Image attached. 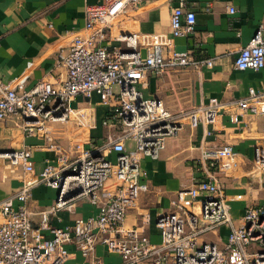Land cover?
Wrapping results in <instances>:
<instances>
[{"label": "built area", "instance_id": "2783aa9c", "mask_svg": "<svg viewBox=\"0 0 264 264\" xmlns=\"http://www.w3.org/2000/svg\"><path fill=\"white\" fill-rule=\"evenodd\" d=\"M157 1L87 4L83 27L66 32L71 40L58 54L60 72L32 84L28 68L16 78L0 79V122L15 121L19 132L8 139L10 149L1 151L0 159L24 176L20 189L0 201V264H65L73 255L68 245L88 264H103L96 255L98 246L119 257V264H264V196L260 204L246 203L235 225L230 204L246 198L227 192L223 181L264 177V85L250 86L245 95L231 100L209 97L191 112L179 114L169 112L161 99L145 97L148 71L159 74L169 66L195 63L187 51L174 49L173 40L191 34L196 22L184 0L171 8L169 35L135 31L125 21L128 12ZM213 62L207 59L205 65ZM263 67L260 24L237 51L233 68L257 72ZM93 96L106 109L100 124ZM78 98L85 99L86 106L78 105ZM255 118L261 119L262 132L250 139L251 150L244 156L236 141L248 133ZM185 120L192 128L201 125L205 137L222 131L229 141L201 149L198 178L171 199L172 210L155 215L159 241L151 242L139 227L125 225L127 212L137 209L140 195L148 190L140 160L156 159L166 140L183 130ZM98 126L108 130L106 140L91 147L90 134ZM24 138H42L54 154L39 175L31 151L16 148ZM245 161L248 169L241 177ZM40 184L54 190L56 199L39 213L38 227H33L28 203ZM79 200L95 207L96 215L77 218L66 228L50 223L61 211L73 213ZM142 222L149 220L142 217ZM223 225L229 228L223 248L199 243L200 235ZM45 233L51 238L45 239Z\"/></svg>", "mask_w": 264, "mask_h": 264}, {"label": "crops", "instance_id": "0c3cea01", "mask_svg": "<svg viewBox=\"0 0 264 264\" xmlns=\"http://www.w3.org/2000/svg\"><path fill=\"white\" fill-rule=\"evenodd\" d=\"M179 0H159L139 11L128 12L125 21L133 30L142 33L170 34V11ZM186 7L196 14L194 30L191 34L173 40L174 49L187 51L195 62L187 66H169L159 74L148 71L145 75V97L162 100L165 108L173 113H188L205 104L209 97L223 100L239 98L246 94L248 87L264 85V67L257 71L235 70L233 62L237 51L253 36L260 24L264 35V0H184ZM96 0H0V79L8 81L31 70L29 84L42 78H50L62 69L57 65L58 54L66 51L71 40L68 31L79 30L84 25V8ZM233 7L234 12H229ZM213 59L208 67L205 60ZM27 69V70H28ZM85 99L78 98V105L86 106ZM98 123L106 109L99 105L96 96ZM20 120L17 121L19 123ZM15 121L0 122V152L10 149L8 139L18 136ZM53 130L57 128L52 126ZM215 129H220L216 127ZM212 130L213 129H208ZM94 131H92L93 133ZM261 119L255 118L248 133L237 139V149L246 156L251 150V138L261 135ZM108 130L98 126L91 135L96 145L105 142ZM229 141V136L221 131H213L204 136V128H192L187 124L175 137L168 138L165 148L156 159L140 160L143 179L148 185L147 192L140 195L136 210L126 214L127 227H139L151 242L159 241V233L154 226L155 215L172 210L170 201L181 189L189 188L198 178L201 149H211ZM62 143H67L62 139ZM25 147L33 156L34 173L39 175L47 161L53 162L54 154L47 148L42 138L21 139L16 148ZM248 163L241 165L240 176H245ZM24 176L19 168L8 165L0 159V201L20 189ZM226 182L229 193H242L245 202L231 203L233 222L239 224L243 207L247 203L260 204L264 196V177L251 182ZM56 192L44 184L32 190L28 203L30 221L38 227L39 213L53 206ZM97 209L85 200L77 201L73 213L65 211L51 216L50 223L59 228L73 225L77 218L94 216ZM142 217L149 220L142 222ZM229 228L225 225L209 230L198 238L199 243H212L223 248ZM45 239H50L48 233ZM73 255L65 264H88L87 261L67 246ZM96 255L103 264H119L117 256L109 254L103 246H98Z\"/></svg>", "mask_w": 264, "mask_h": 264}, {"label": "rangeland", "instance_id": "374dc122", "mask_svg": "<svg viewBox=\"0 0 264 264\" xmlns=\"http://www.w3.org/2000/svg\"><path fill=\"white\" fill-rule=\"evenodd\" d=\"M85 105H86V102L84 103ZM94 132H95V130H93ZM93 132V133H94ZM92 132H91V134H90V136L93 134ZM57 136V135H56ZM63 146H65L64 145V143H62V141H59ZM103 143H104V141H103ZM103 143H101V144H103ZM89 145L91 146V147H93V146H95L96 144L95 143H93L92 142V140L90 139V141H89Z\"/></svg>", "mask_w": 264, "mask_h": 264}, {"label": "water", "instance_id": "95a60500", "mask_svg": "<svg viewBox=\"0 0 264 264\" xmlns=\"http://www.w3.org/2000/svg\"><path fill=\"white\" fill-rule=\"evenodd\" d=\"M75 194H77V193H75ZM75 194H73V195H75Z\"/></svg>", "mask_w": 264, "mask_h": 264}]
</instances>
